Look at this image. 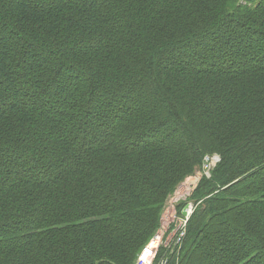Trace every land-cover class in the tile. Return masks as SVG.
Returning a JSON list of instances; mask_svg holds the SVG:
<instances>
[{
    "label": "trees",
    "instance_id": "obj_1",
    "mask_svg": "<svg viewBox=\"0 0 264 264\" xmlns=\"http://www.w3.org/2000/svg\"><path fill=\"white\" fill-rule=\"evenodd\" d=\"M214 153L171 264H264V0H0V264H134Z\"/></svg>",
    "mask_w": 264,
    "mask_h": 264
},
{
    "label": "rangeland",
    "instance_id": "obj_2",
    "mask_svg": "<svg viewBox=\"0 0 264 264\" xmlns=\"http://www.w3.org/2000/svg\"><path fill=\"white\" fill-rule=\"evenodd\" d=\"M215 155H217V157L219 156V154L214 153L211 157ZM219 158L220 156L218 157V159ZM205 160L207 163V167L205 168L202 166V168L198 169L196 173L191 174L180 185H178L173 193L167 198L161 209L159 227L149 239V242L157 233L162 234L166 239L173 237L177 232V229L181 225V220L186 217L189 207L192 206L193 209L196 208L199 203L196 201L197 199L194 198L196 188L199 186L203 178L211 179L213 172L211 170L220 161H216V159L213 158L208 159L207 161V157L205 158ZM209 169H211L209 173L205 174L204 171Z\"/></svg>",
    "mask_w": 264,
    "mask_h": 264
},
{
    "label": "built area",
    "instance_id": "obj_3",
    "mask_svg": "<svg viewBox=\"0 0 264 264\" xmlns=\"http://www.w3.org/2000/svg\"><path fill=\"white\" fill-rule=\"evenodd\" d=\"M218 157L215 155L211 158H207V161L212 158L218 161ZM204 167H207V163ZM211 169L205 170L204 173L208 174ZM193 212L194 209L190 206L187 210L186 217L181 220V225L173 237L166 239L162 234L157 233L154 235L150 242L144 245L140 250L134 264H171L174 255L181 249V243L187 231V222Z\"/></svg>",
    "mask_w": 264,
    "mask_h": 264
}]
</instances>
